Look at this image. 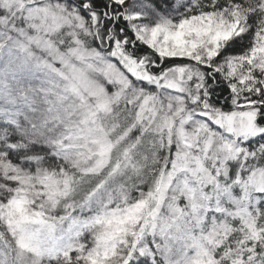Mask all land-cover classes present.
<instances>
[{
  "label": "snow or ice",
  "instance_id": "6c2138e0",
  "mask_svg": "<svg viewBox=\"0 0 264 264\" xmlns=\"http://www.w3.org/2000/svg\"><path fill=\"white\" fill-rule=\"evenodd\" d=\"M0 264H264V0H0Z\"/></svg>",
  "mask_w": 264,
  "mask_h": 264
}]
</instances>
